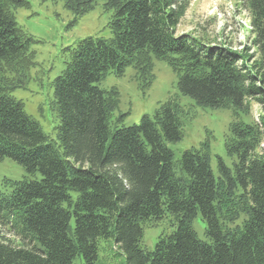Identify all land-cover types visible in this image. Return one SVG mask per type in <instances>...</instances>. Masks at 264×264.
I'll return each mask as SVG.
<instances>
[{
	"label": "trees",
	"instance_id": "16d2710c",
	"mask_svg": "<svg viewBox=\"0 0 264 264\" xmlns=\"http://www.w3.org/2000/svg\"><path fill=\"white\" fill-rule=\"evenodd\" d=\"M99 1L113 13L112 37H89L68 48L65 70L53 81L59 118L54 141L12 95L20 86L6 71L32 45L15 17L29 0H0V160L41 176L8 181L10 192H0V221L19 232L24 244L0 239V264H98L99 240H112L125 264H264V150L255 153L260 130L235 124L227 142L228 153L238 159L235 180L249 208L243 229L229 234L221 221V187L209 144L183 153L179 176L167 144L182 139L171 104L137 125L111 130L109 110L117 95L99 85L131 66L140 67L142 75L151 73L155 57L178 75L179 92L202 108L229 103L243 111L246 100L261 96L263 88L236 53L177 34L188 1L63 0L76 18ZM244 1L264 56V0ZM219 168L232 181L222 160ZM166 213L177 219L175 232L161 238L153 252L144 251L143 223L160 221ZM198 214L211 244L191 226Z\"/></svg>",
	"mask_w": 264,
	"mask_h": 264
},
{
	"label": "rangeland",
	"instance_id": "374dc122",
	"mask_svg": "<svg viewBox=\"0 0 264 264\" xmlns=\"http://www.w3.org/2000/svg\"><path fill=\"white\" fill-rule=\"evenodd\" d=\"M188 8L176 32L189 35L201 45L222 47L242 58L254 80L264 91V56L255 45V35L251 27L252 15L244 0H186ZM112 11L104 1H99L94 10L80 18L70 12L63 0H29L26 8L15 11L19 27L32 38L28 54L17 66L7 71L10 80L20 87L12 95L24 104L26 112L36 119L51 140H57L59 118L54 100L53 81L66 67L68 48L89 37H112L110 21ZM151 73L141 74V68L128 67L122 76L107 75L99 87L117 95V103L109 110L111 130L121 126L140 123L143 116L154 117L163 105L171 104L178 115L182 139L177 143H167L173 150L177 174L181 176L178 162L185 151L201 149L209 144L212 171L221 187L220 211L224 230L232 234L243 229L249 219V208L243 191L237 186L235 176L238 159L227 151V142L233 125L246 123L259 131L256 141L257 155L264 150L262 138L264 107L259 98L246 100L242 111L229 103L224 108H202L191 98L182 95L178 89V75L164 60L152 57ZM126 115L125 119L122 117ZM123 121H120V120ZM219 160L232 177L228 181L220 172ZM26 178L40 179L41 176L28 175L17 162L0 160V192L9 193L8 181H22ZM198 238L208 244L207 224L198 216L191 224ZM177 219L166 213L160 221L143 223L144 236L141 246L146 252H153L157 242L173 234ZM23 236L13 232L9 224L0 221V239L21 246ZM78 264H83L77 260ZM98 264H125L124 257L112 240H99Z\"/></svg>",
	"mask_w": 264,
	"mask_h": 264
}]
</instances>
